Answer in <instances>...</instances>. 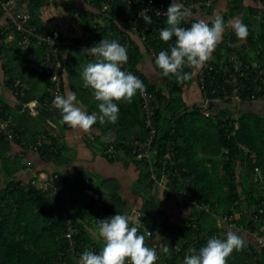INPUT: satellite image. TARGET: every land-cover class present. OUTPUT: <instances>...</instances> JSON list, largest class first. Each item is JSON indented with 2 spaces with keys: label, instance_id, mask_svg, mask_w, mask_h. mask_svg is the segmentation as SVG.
I'll use <instances>...</instances> for the list:
<instances>
[{
  "label": "trees",
  "instance_id": "16d2710c",
  "mask_svg": "<svg viewBox=\"0 0 264 264\" xmlns=\"http://www.w3.org/2000/svg\"><path fill=\"white\" fill-rule=\"evenodd\" d=\"M185 1L177 0L188 9ZM252 1L255 2L229 0L228 8L217 15L226 26L242 12V23L247 26L248 35L240 39L232 32L228 40L220 42L207 62L218 67L222 59L235 51L251 63V68L255 62L264 66V0H260V7L253 6ZM152 2L155 6L163 3L169 7L172 0ZM29 4L30 22L39 32L58 29L62 39H72L71 43L61 46L63 89L66 90L67 78L77 99L87 106L88 114L99 116V102L93 91L83 84V68L95 60L84 50L103 39L117 40L127 49L128 62L122 70L136 75L145 85L144 92L151 94L150 117L155 127L151 147L146 149L140 143L133 144L150 135L148 107L145 96L139 92L131 103H119L116 123L101 124L97 120L93 125L95 131L86 142L111 161L125 160V165L136 166L138 175L130 180V185L141 198V205L133 207L144 210L145 222L154 228L148 237L143 228L139 234L145 236L147 246L157 251L156 264H183L190 248L199 250L211 237L225 239L228 231L236 232L245 243L242 250L228 257L227 264H264V244L261 243H264V111L251 106L236 109L238 102L264 104L262 99H251L254 83L243 88L241 101L223 97L214 100L215 93L221 94V71L216 72L214 80L211 75L202 79L199 69L185 67L184 72L190 73L191 78L183 84L174 76H162L155 66L152 48L165 51L175 37L168 43L160 39L167 17L157 15L155 10L148 11L152 18L150 24L141 19L139 31L132 28L129 19L138 16L139 9L146 5L143 0H29ZM255 8L257 12L262 9L263 13L255 15ZM198 9L201 7L189 9L188 19L192 23L201 20L194 15ZM0 14L6 16L0 28V36H3L14 23L9 12L2 10ZM145 23L147 28L141 32ZM190 24L182 21L185 28ZM38 38L26 48L16 46V41L9 47L0 44V57L8 54L2 63L6 74L4 83L14 95V102L0 98V115L9 119L15 128L14 139L0 133V264H55L60 259H66L68 264H79L78 255L85 250L97 253L101 250L102 241L94 238L98 220L117 213L129 215L132 208L126 212L127 199L120 189L122 182L114 175L99 176L97 184L96 181L86 183L85 171L74 178H63L57 171L58 174L53 172L46 180L47 188L39 186L37 173L23 179L22 171L28 163L12 152L14 141L27 150H35L47 162L64 163L72 159L64 151L62 133L50 127L49 118L61 113H55L44 104L49 75L38 66L46 47ZM137 40L144 45V51L149 52L162 84L149 78L140 67L143 48ZM249 47L254 50L249 51ZM21 56L29 70L16 75L17 57ZM193 79L199 83L202 95L199 101L187 103L183 88ZM20 81L31 83L24 95L15 93ZM213 88L216 91L212 93ZM33 99L38 101L36 113L28 104ZM204 106L208 107V112L203 110ZM108 135L112 136L110 141L106 140ZM39 138H42L41 143L37 141ZM116 179L120 184L115 183ZM52 185L56 186L54 194L46 190ZM64 189L73 193L70 205L62 196ZM86 189H98V197L90 195ZM171 204L178 208L177 214L172 213L179 216L177 220L175 216L170 217ZM185 207L188 210H184ZM67 215H71L80 228L75 250L70 249L65 236ZM245 231H250L252 236L247 237ZM164 247L168 248L167 253Z\"/></svg>",
  "mask_w": 264,
  "mask_h": 264
},
{
  "label": "clouds",
  "instance_id": "9594fccd",
  "mask_svg": "<svg viewBox=\"0 0 264 264\" xmlns=\"http://www.w3.org/2000/svg\"><path fill=\"white\" fill-rule=\"evenodd\" d=\"M157 15L160 13L157 12ZM164 15L167 26L160 31V39L168 43L175 37V42L169 51L162 50L156 55L155 66L162 76H174L178 83L183 84L191 78L190 73L184 72L185 67L198 70L210 59L223 39L225 22L222 17L216 16L191 23L187 28L182 27V21L191 12L177 0H172ZM143 19L147 24L152 22V18L145 13ZM231 24L238 38H247L245 24L239 19ZM84 51L95 58L83 68L81 75L84 86L93 91L95 100L99 102V116L88 114L77 106V97L71 92L55 96L53 105L60 111L63 124L88 132L97 120L101 124L106 121L116 123L119 103H131L137 92L144 93L145 85L133 73L122 70L128 62V54L119 41L103 39ZM94 238L102 241L101 250L98 253L85 250L79 264H156L158 259L157 251L146 245L145 236L139 234L129 215L117 213L98 220ZM244 243L240 235L228 231L225 239L211 237L199 250L190 248L183 264H227L228 257L234 251L242 250ZM163 251L167 253L168 248L164 247Z\"/></svg>",
  "mask_w": 264,
  "mask_h": 264
},
{
  "label": "built area",
  "instance_id": "2783aa9c",
  "mask_svg": "<svg viewBox=\"0 0 264 264\" xmlns=\"http://www.w3.org/2000/svg\"><path fill=\"white\" fill-rule=\"evenodd\" d=\"M146 5H143L141 9L138 11V16L135 18H130V22L132 23V28L135 31L138 30L139 21L143 19V14L149 16L148 11L155 10V12H159L160 14H165L168 7H166L163 3L155 6L152 0H143ZM215 0H186V7L188 9H193L195 7H201L203 10H209L212 7V4ZM107 6V4H105ZM9 12L11 15V22L14 23V26L8 30V32L0 36V44L5 45L6 47L11 46L12 41H16V46L20 48H26L30 45V43L35 39V37H39L38 39L43 41L46 45L45 49H43V54L38 59V66L43 68L47 74L49 75L48 83L46 84V95L44 97V104H46L51 110L55 112H60L53 105V100L57 95H66L63 89V82L61 76L62 70V58H61V46L65 44H69L72 42L70 37L62 39L60 35V31L58 29H54L50 32H39L37 30V26L30 22L31 17V8L29 4V0H0V11ZM188 23H192L188 17L185 19ZM191 25V24H190ZM182 23H181V25ZM145 28H147L146 23L140 29L141 32H145ZM144 30V31H142ZM139 31V30H138ZM175 40L172 41L171 45L174 44ZM127 43V41L125 42ZM170 46L167 47L165 51L170 50ZM90 48V47H87ZM161 50H157L152 48V53L156 57ZM1 53V52H0ZM220 66L216 67L215 65L205 62V64L199 69L201 73V78L204 79L206 75H211L212 80H214L217 76L216 72L221 71L223 74V82L220 85V95L215 93L213 96L214 100H220L221 97L224 99H229L232 101H241L243 88L248 86L251 82L254 83L255 88L251 91V99H262L264 101V66L258 65L256 62L251 63L245 61L242 56L238 55L235 51H231L228 57L222 59ZM255 67V68H254ZM210 76V77H211ZM206 80L203 82L205 85ZM31 87V83L27 81H20L16 84L15 93L24 95L26 91ZM218 88V86L216 87ZM219 90V88H218ZM212 93L216 91L213 88ZM261 95V96H257ZM143 96H145V104L148 107V119L147 125L150 128V135L144 140H135L133 144L140 143L142 147L148 149L151 147L155 136V127L152 123V118L150 114L152 113V107L150 105L151 94L144 92ZM212 99V100H213ZM210 100V99H209ZM36 103V100H31L28 104L31 106L32 111L33 104ZM209 103V102H208ZM206 105V104H205ZM203 110L208 112V107L204 106ZM0 133L4 136L14 139L15 138V128L10 124L9 119L0 115ZM112 136H106V140L110 141ZM42 138H39L37 141L41 143ZM33 147V144H31ZM112 146V144H111ZM150 156V153L147 152ZM138 155H142L139 153ZM154 177L157 174H153ZM160 181V180H159ZM48 183L45 181L41 182L39 186L43 188H47ZM50 194H54L56 192V186L52 185L50 188L46 189ZM175 191L174 193H176ZM133 218L134 225L138 227V229L144 230V234L146 237L150 236L154 228L145 222V211L134 206L131 209L129 214ZM67 221V229L65 232V236L69 242L70 249L75 250L76 247V235L79 233V226L73 221V217L71 215L66 216ZM262 244L263 241H261ZM157 246V243H154ZM80 255H78V262L80 259ZM55 264H68L66 259H60Z\"/></svg>",
  "mask_w": 264,
  "mask_h": 264
},
{
  "label": "crops",
  "instance_id": "0c3cea01",
  "mask_svg": "<svg viewBox=\"0 0 264 264\" xmlns=\"http://www.w3.org/2000/svg\"><path fill=\"white\" fill-rule=\"evenodd\" d=\"M245 1L248 2V0H245ZM251 3L253 6H259V7L262 4L260 0H255V2L252 1ZM228 6H229V0H216L213 6L211 7V9L209 10H203L202 8L198 9L194 13V15L201 20L202 19L209 20V18H213L214 16L222 14L228 8ZM261 12L263 13L262 9H260L257 12L255 8V15L260 14ZM242 15L243 13L241 12V14L236 15L235 17L231 18L232 20L230 19L227 22L225 26V31L223 33V39L221 42L228 40L231 37L232 32L233 33L235 32L234 28L232 27L231 22L236 19H239L242 22ZM5 21H6V16L0 14V28L4 26ZM137 41L140 44V46L143 48L142 49L143 54L139 62L140 67L149 75V78H152L159 85L162 84L161 83L162 81L160 80L161 79L160 73L154 67L153 62L151 61L149 52L144 51L145 49L144 45L142 44L140 40H137ZM216 49L214 50L212 56L216 53ZM248 49H250V47ZM7 55L8 54H6L2 58L0 57V98L4 97L5 99H9L11 100V102H14V95L12 94V90L9 87H7L4 83L6 74H5V70L3 69L2 63L4 59L8 58ZM17 58H18L17 60L18 69H16L15 71L16 75L21 74V73L24 74L28 72L29 65L27 64V62L23 60L22 56L17 57ZM66 75H67V72H66ZM42 84H43L42 86H44V82H42ZM192 85L196 86L195 90L198 92L199 97L201 98V95H202L201 88L196 79H193L191 83L189 84L190 87ZM65 87H66V90H65L66 95L69 92L73 93V91L70 88V84L67 78H66ZM187 92L188 91L186 90V95H190V93L189 92L187 93ZM185 99H187L189 103H193L195 101V99L192 98V96L190 98V100L192 101H189L188 98L186 97ZM34 100H36V103L32 105L33 109H35V107L38 105L37 99H34ZM76 103H77V106L81 107L84 111L88 113L87 106L83 102L77 99ZM249 106L254 107L255 109H258L259 111H262V112L264 111V104L260 102H255V101L251 102V104L250 102H245V103L238 102L236 109L237 110H240L243 108L246 109ZM36 112L37 110L33 113H36ZM55 113L58 114L59 112H55ZM49 121H50V127H52L54 131L62 133L64 141H65L64 151L65 153L69 154L72 157V159L64 163H56L53 161L47 162V161H44L40 157L39 153L36 152L35 150L29 149V148L27 150L24 147H21L20 143L14 141L12 152L14 153V155H17L18 157L20 156L25 161L26 164L28 163L26 165L27 168L22 171L23 179L30 178L33 174L37 173L36 181L38 184H40L41 182L50 178L53 172L57 174L59 172V174H61L63 178L66 176L70 178H74L77 174L81 175L82 171H85L87 173L86 183H90V182H93L91 175L97 174L101 177L114 175V176H117V178H119V180H121L122 182L120 189H121L122 195L127 199L126 212L130 210L135 204L141 205V198L139 197L138 194H135L134 190L132 189L130 185L131 183L130 180L136 178V176L138 175V170L136 169V166L133 163H130L129 166L125 165L124 163L125 160L111 161L102 154V151L95 152L93 150V147H91V145H89L86 142L87 140L86 138L92 136L93 134L91 133L95 131L93 126L88 132H83L79 129H72L69 126L68 127L64 126V124L61 122L62 117L60 115H55V114H53L52 117L49 118ZM86 190L88 191L90 195H93L95 197H98L99 195L98 189L95 191L93 189H86ZM62 196L66 200L67 202L66 204L70 205V200L73 199L72 191L70 189L69 190L64 189V191L62 192ZM177 209L178 208L172 204L169 206V211L171 214L170 217L172 218L173 216H175L177 217L176 220L179 217L178 215H176ZM184 210H188L187 207H185ZM175 211H176V214L175 215L172 214L173 212L175 213ZM249 232L250 231H245V234L247 235V237L252 236L251 233Z\"/></svg>",
  "mask_w": 264,
  "mask_h": 264
},
{
  "label": "rangeland",
  "instance_id": "374dc122",
  "mask_svg": "<svg viewBox=\"0 0 264 264\" xmlns=\"http://www.w3.org/2000/svg\"><path fill=\"white\" fill-rule=\"evenodd\" d=\"M253 48L254 47H250L249 51H253L254 50ZM250 53H252V52H250ZM4 60H6V59H4ZM16 69H18V67H16ZM195 85H192L191 87L189 85H187L186 87L183 88V94L185 95L186 98H188L189 101H192V100H190L191 96H192V98L195 99V101H199L198 98H200V97H199L198 92L195 90V88H196ZM186 90L190 93V95H186ZM186 101H187V99H186ZM187 103H188V101H187ZM91 177H92L93 182L96 181V183L98 184V182H99V175L95 174V175H91ZM115 183L120 184L119 183V180H117V179L115 180Z\"/></svg>",
  "mask_w": 264,
  "mask_h": 264
},
{
  "label": "water",
  "instance_id": "95a60500",
  "mask_svg": "<svg viewBox=\"0 0 264 264\" xmlns=\"http://www.w3.org/2000/svg\"><path fill=\"white\" fill-rule=\"evenodd\" d=\"M18 106H19V107H21V106H22V104H21V103H19V104H18Z\"/></svg>",
  "mask_w": 264,
  "mask_h": 264
}]
</instances>
